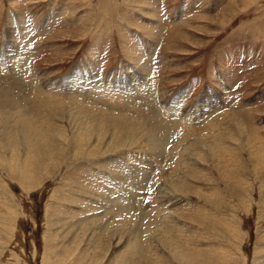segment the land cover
Wrapping results in <instances>:
<instances>
[{
	"label": "rangeland",
	"instance_id": "1",
	"mask_svg": "<svg viewBox=\"0 0 264 264\" xmlns=\"http://www.w3.org/2000/svg\"><path fill=\"white\" fill-rule=\"evenodd\" d=\"M0 264H264V0H0Z\"/></svg>",
	"mask_w": 264,
	"mask_h": 264
},
{
	"label": "bare ground",
	"instance_id": "2",
	"mask_svg": "<svg viewBox=\"0 0 264 264\" xmlns=\"http://www.w3.org/2000/svg\"><path fill=\"white\" fill-rule=\"evenodd\" d=\"M143 91V90H142ZM150 154V153H149ZM186 259V257H184Z\"/></svg>",
	"mask_w": 264,
	"mask_h": 264
}]
</instances>
